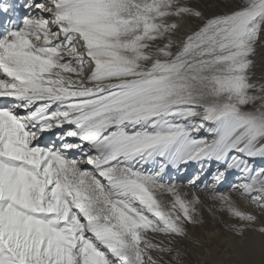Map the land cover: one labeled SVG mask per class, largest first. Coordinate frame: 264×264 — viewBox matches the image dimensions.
Masks as SVG:
<instances>
[{"label":"snow or ice","instance_id":"6c2138e0","mask_svg":"<svg viewBox=\"0 0 264 264\" xmlns=\"http://www.w3.org/2000/svg\"><path fill=\"white\" fill-rule=\"evenodd\" d=\"M262 66L264 0H0V264H264Z\"/></svg>","mask_w":264,"mask_h":264},{"label":"rangeland","instance_id":"374dc122","mask_svg":"<svg viewBox=\"0 0 264 264\" xmlns=\"http://www.w3.org/2000/svg\"><path fill=\"white\" fill-rule=\"evenodd\" d=\"M203 2L207 3L209 0H203ZM206 220L207 223L204 227L195 230V235L202 247H197L186 241L182 246V251L186 248V252H188L191 248L193 250L197 249L203 254L206 252L208 257L212 258L211 262L213 264H243L242 257H239L234 247L246 246L247 238L237 241L231 234L223 231L221 225L214 224L207 216ZM258 239L264 240V237H258ZM200 257L198 256V260H200Z\"/></svg>","mask_w":264,"mask_h":264},{"label":"bare ground","instance_id":"6f19581e","mask_svg":"<svg viewBox=\"0 0 264 264\" xmlns=\"http://www.w3.org/2000/svg\"><path fill=\"white\" fill-rule=\"evenodd\" d=\"M256 71H257L258 75L264 73V66L258 67V69ZM247 245H248V240H247ZM246 246H243V247L242 246H235L234 249L236 250L237 254L239 255V251L244 249ZM184 254H185V258H186V264H213L211 262L212 258L208 257L206 252H205V254H203L200 251H198L197 249L193 250L190 248L189 251L185 252ZM198 256H201L200 260H198ZM239 257H242V256L239 255ZM242 259H243V257H242ZM202 261H204L205 263H203Z\"/></svg>","mask_w":264,"mask_h":264}]
</instances>
